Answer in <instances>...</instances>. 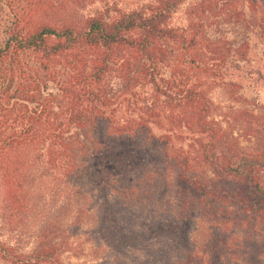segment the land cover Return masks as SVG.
I'll use <instances>...</instances> for the list:
<instances>
[{
	"label": "trees",
	"instance_id": "16d2710c",
	"mask_svg": "<svg viewBox=\"0 0 264 264\" xmlns=\"http://www.w3.org/2000/svg\"><path fill=\"white\" fill-rule=\"evenodd\" d=\"M140 5L0 0L4 225L60 200L4 264H264V0Z\"/></svg>",
	"mask_w": 264,
	"mask_h": 264
},
{
	"label": "rangeland",
	"instance_id": "374dc122",
	"mask_svg": "<svg viewBox=\"0 0 264 264\" xmlns=\"http://www.w3.org/2000/svg\"><path fill=\"white\" fill-rule=\"evenodd\" d=\"M148 0H121L123 6L125 8H134L141 6V3H145ZM258 91L259 97L261 100H264V86H260L256 88V90H252L249 88L245 90V94H249L250 96H255ZM247 96V95H246ZM211 97L214 103L217 106L218 114H225L228 111L229 107L234 108H243L244 106L239 102H234L228 98V96L221 89H215L211 92ZM250 98L249 96H247ZM0 153V241L4 242V240L15 243L18 245L20 250L27 251L33 244L35 233L37 231L38 226L45 220L47 217L53 214V209L56 207V203L60 202V200L56 201L52 194V189L49 184L50 180L48 178H44V180L39 179V172L34 167V171L27 173V188L29 194L31 196L30 207L25 215L23 216L21 223L17 226L15 230L8 231V226L4 225V189H3V177H4V153L1 150ZM102 256V255H101ZM96 258V257H95ZM82 259L86 260L87 264H118L117 257L111 256L110 254H104L100 259L97 257H82ZM81 259V260H82ZM73 261H76L72 259ZM0 264H4L0 261Z\"/></svg>",
	"mask_w": 264,
	"mask_h": 264
}]
</instances>
